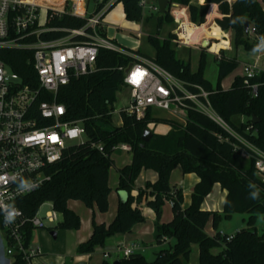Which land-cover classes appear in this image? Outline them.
<instances>
[{
  "label": "trees",
  "instance_id": "obj_1",
  "mask_svg": "<svg viewBox=\"0 0 264 264\" xmlns=\"http://www.w3.org/2000/svg\"><path fill=\"white\" fill-rule=\"evenodd\" d=\"M62 1L59 0L58 8ZM109 1L105 0L106 3ZM168 1L170 8L172 5L187 8L191 22L201 27L206 24V20H214L219 17L218 14L223 16L217 18L215 23L223 32L232 33V45L236 50L241 47L245 50H258L256 44L249 42L250 35L244 29L245 21L255 28L256 39L264 38V0H204L199 6L193 4L192 0ZM141 2L117 0L110 10L121 3L125 19L140 22L144 10ZM184 11L186 13V9ZM171 15L170 10L165 15L158 13L157 30L163 27L164 22H174ZM151 19L152 16L146 22L149 23ZM85 24L84 19L50 12L47 27L76 30ZM60 30L45 33L42 39L60 40L67 35ZM175 39L174 33L164 40H160L158 34L149 35L148 42L155 49L154 58L142 56L139 51L125 50L156 62L187 85L202 86L210 93L209 99L216 113L238 136L264 152V74L251 81L259 86L256 98L241 76L236 77L231 88L225 91L221 82L239 66L237 58L228 56L225 50L220 52L219 57H216L218 82L213 86L204 77L205 54H201L198 69L194 72L189 62L177 57ZM210 39L214 38L202 36L199 45L204 42L208 45ZM76 40L82 41L85 38ZM216 44H212L210 50ZM32 59V52L28 50L0 51V60L20 76L23 84L31 86L36 78ZM133 61L131 56L100 50L95 70L86 77L72 79L60 90L58 101L66 108L65 121H81L89 143L69 147L62 161L46 170L50 180L39 190L20 198L17 207L30 219L37 215L41 206L50 203L62 217L61 223L50 229L52 232L80 230L81 219L69 209V202L78 201L90 210L108 213L112 192L110 169L114 166L112 149L125 144L131 147L132 158L130 164L118 170L120 176L117 191L126 192L127 200L119 202L117 215L109 225L97 224L93 216L92 234L77 247V255H92L98 248H104L108 239L130 234L136 225L145 223L140 207L145 202L155 215L157 244L162 246L167 239H173L174 245L170 249L161 250L153 263H149L148 258L142 254H134L127 259L115 262L105 260L101 264H189L194 245L199 246V264H264V234H259L256 228L258 216L264 217V180L258 177L253 160H243L235 152L234 146L240 144L236 137L207 116L194 111L188 113L187 121L183 124L175 120H163L169 126V131L166 134L153 133L147 143L142 141V136L153 122L152 111L141 120L123 115L122 126H114L110 112L114 109L117 94L126 88L123 73L118 68L127 67ZM92 144L103 145L104 151L93 148ZM178 167L184 175L194 174L199 178L187 209L183 208L182 189L170 184L171 174ZM142 171H154L158 179L155 183L147 182L144 188L134 194L135 182ZM215 185L226 192L222 213L202 208ZM168 202L172 204L173 219L162 224V210ZM237 213L249 214L248 228L232 236L221 233L218 224L222 216L231 218ZM209 223L215 232L212 236L206 233ZM35 230L29 224L24 227L26 245L32 243ZM213 249L222 251L214 255L211 252ZM13 264L26 262L18 255Z\"/></svg>",
  "mask_w": 264,
  "mask_h": 264
},
{
  "label": "built area",
  "instance_id": "obj_2",
  "mask_svg": "<svg viewBox=\"0 0 264 264\" xmlns=\"http://www.w3.org/2000/svg\"><path fill=\"white\" fill-rule=\"evenodd\" d=\"M90 1L63 0L60 8H56L43 6L36 0H0V51L32 52L36 72L33 86L23 84L20 76L0 60V264H13L18 255L26 264H34V259L41 256V251L33 242L26 245L24 227L29 224L40 229L46 227L45 222L61 223L60 214L53 207L44 219L39 217V210L37 215L28 219L16 203L50 180L46 170L62 161L64 152L72 146L69 142L79 140V145L89 143L81 121H65L66 108L59 103L58 96L72 79L86 77L95 70L100 50L117 52L134 59L127 67L118 68L131 94L128 108L120 111L114 108L110 112L114 119L119 117L121 126L123 115L141 120L156 109L171 113L173 120H179L180 123L187 121L190 111L202 113L239 140L240 144L234 146L235 152L243 160H253L258 177L264 180V152L238 136L216 113L209 99L210 93L200 85H187L156 62L132 54L110 40L106 36L103 19L111 4L117 0L108 3L94 0L97 10L89 15ZM141 5L145 8L146 0H142ZM185 9L172 5L170 14ZM150 10L159 13L157 5L151 6ZM50 12L81 18L86 20V24L76 30L59 29L67 35L60 40L45 41L42 39L43 34L59 31L47 27ZM187 13L189 11L186 9ZM174 17L179 25V29L174 32V43L179 47L192 48L183 38V19ZM187 17L189 21L190 15ZM255 34V28L250 27L249 35ZM222 39L227 41L228 37L225 35ZM212 41L209 40L207 49ZM259 42L264 45V39H259ZM261 74H264V68L260 56L254 62L244 64L241 77L255 98L259 86L251 81ZM92 147L104 151L101 144H92ZM112 150L114 153H131V147L125 144L115 146ZM139 250L138 245L124 247L119 244L112 255L108 251L103 258L114 262L130 258ZM6 256L12 258V263Z\"/></svg>",
  "mask_w": 264,
  "mask_h": 264
},
{
  "label": "rangeland",
  "instance_id": "obj_3",
  "mask_svg": "<svg viewBox=\"0 0 264 264\" xmlns=\"http://www.w3.org/2000/svg\"><path fill=\"white\" fill-rule=\"evenodd\" d=\"M44 1V5L46 6H52L53 3H55V0H42ZM147 5L145 6L143 10V20L140 22H130L127 21L124 17V8L121 3L115 5L110 12L108 11L106 15L104 16L103 23L106 36L114 41L118 46H120L123 49L130 50L132 52L139 51L142 56H146L149 58L155 57V49L153 46L148 42V36L149 35H159L160 40H164L169 36V34H173L177 29H179V25L175 22V19L173 23L167 24L164 22L163 27L160 30H157V18L158 13L153 12L150 10V7L152 5H157L158 2L156 0H146ZM192 3L199 6L201 5V0H192ZM114 4V3H112ZM111 4V5H112ZM187 9V8H186ZM97 10V4L94 0H91L89 2V9L88 14L91 15L92 13H95ZM218 11V9H217ZM187 15H191L187 13ZM187 15H185V11H176L175 14L172 16L176 17L178 20L180 18L183 19L182 22V30H183V38L185 39V43L187 45H191L192 48H186V47H179L176 45V54L177 57L180 60H183L185 62H189L191 64V68L194 72L197 71L198 65H199V59L202 53L205 54L206 57V65H205V71H204V77L207 81H209L213 86H216L217 77H218V62L216 57H219L220 55V46L222 47V43L226 44L224 48L227 49V55L230 57H236L238 62L240 63L239 66L234 70L232 73H230L228 76H226L222 82L221 87L223 90H229L232 86L233 81L238 76L243 75V66L246 63H252L255 61V59L260 56V62L261 66L264 68V45L259 42V39H256V36H250L249 42L250 44H256L258 46L257 51H251V50H245L243 47L239 48V50H236L233 48L234 45H232L233 35H229L228 41L221 39H213V43H217L215 46H218V49H209L203 48L201 44L199 45V38L203 35V33L211 35L212 37H224L220 29L215 26L212 23H208L203 29H199L201 26H196V28H193L192 26H189L191 22V18L189 17V21L187 18ZM152 16V19L149 21V23L146 22V19L150 18ZM174 17V18H175ZM42 18H44V13L42 14ZM186 18V19H185ZM207 22V20H206ZM205 22V23H206ZM189 24V25H187ZM198 27V28H197ZM188 28V29H186ZM204 34V35H205ZM264 39V38H263ZM204 44V43H203ZM202 44V45H203ZM230 44V45H229ZM130 93L127 88H124L121 92H119L116 96V103L114 108L116 110H121L124 108L129 107V101H130ZM146 117V116H145ZM144 117V118H145ZM143 118V119H144ZM153 122L149 124L148 130H150L153 133L158 134H165L169 128L166 124L163 123V120H173L171 113L161 111V110H154L153 112ZM175 121L179 122V120L174 119ZM180 123V122H179ZM181 124H183L181 122ZM121 122L118 116L114 119V126H120ZM84 139V138H83ZM79 140H74L72 142H69L68 144H72V146L79 145ZM132 158L131 153H125L122 151L116 152L112 155V159L114 161V166L110 169V185L114 186L116 181L119 179V173L118 168H122L125 165L130 164ZM181 172L180 169L172 176V183H175L178 180V176H180L179 173ZM146 171H142L140 176L138 177L137 181L135 182L136 186H145L147 183L145 180ZM149 174H154L157 176V173L154 171L148 172ZM115 191V188H113ZM185 204L189 205L191 201V194H188L187 196L184 195ZM220 199L216 198L215 204L218 203ZM220 204V203H219ZM223 204L224 200L222 202L221 210H223ZM52 206L50 203H45L43 206L40 207L38 215L40 218L44 219L46 214H48L50 211H52ZM69 209L75 212L77 215L80 216V219L83 223H85L83 226V229L81 232L78 231H65V230H58V236L57 239H54L51 235L52 230L57 224H49L45 222L46 227L36 229L33 234V245L37 248H40L41 250V256L37 259H34V264H75L79 258H77L76 254V243L77 238L83 234H85V225L86 222L93 218L92 211L88 208H86L81 202L78 201H70ZM145 210L142 211L146 222L147 227L146 231L143 233V235H133L128 237L127 241L131 242H144V243H151L154 246L150 247L149 252H156L159 251V249H170V246L174 245V240L171 241V244H163L162 246H159L156 242V236L152 234V228H151V219H149L148 215L146 214L147 210H151L148 207H144ZM165 216L169 215L171 217L172 211H165ZM59 221H62L61 215L58 216ZM249 214H241L237 213L232 215L231 218H225L222 216V218L219 220L218 224V230L222 232L225 235L232 236L235 235L237 232L248 228L247 221H248ZM149 219V221H147ZM155 222V221H154ZM144 224V223H143ZM140 225V224H139ZM155 226V225H154ZM208 226L212 228V224L209 223ZM153 227V226H152ZM256 228L258 229L259 234H264V217L263 215H259L256 223ZM130 235V234H127ZM107 242V241H106ZM108 244V243H107ZM199 249V247H198ZM195 247L193 248V253L191 255V263L196 261V251ZM157 255V254H156ZM83 256V255H81ZM61 257H64V263L60 262ZM196 258V259H195ZM6 259L9 260L10 263H12V258L6 256ZM96 259V258H95ZM93 260L92 262H94Z\"/></svg>",
  "mask_w": 264,
  "mask_h": 264
},
{
  "label": "crops",
  "instance_id": "obj_4",
  "mask_svg": "<svg viewBox=\"0 0 264 264\" xmlns=\"http://www.w3.org/2000/svg\"><path fill=\"white\" fill-rule=\"evenodd\" d=\"M36 2L39 3V4H41V5H43V6H46V5H44L45 4L44 1H42V0H36ZM203 3H204V0H201V5ZM58 5H59V0H55V3H53V5L52 6H49V7H56V8H58ZM185 15H187V14L185 13ZM218 15H219V17H217V18L223 17L220 14H218ZM124 17H125V14H124ZM217 18H215L214 20L213 19L208 20L206 22V25L209 22L210 23L213 22L215 24V20ZM187 25H189V24H187ZM189 26H192V25H189ZM215 26H217V25L215 24ZM204 27L205 26H202L199 29H203ZM186 29H188V28H186ZM220 31L222 32V34L224 36L226 35L227 37H229V35L232 34L231 32H223L221 29H220ZM204 34L205 33H203L202 36H211V35H208V34H205V35ZM200 38H199V40H200ZM212 38H214V39H221V38H223V36L222 37H212ZM225 46H226V44L222 45V47L220 46V50L221 49H224ZM214 48L215 49H218V46H216ZM168 131H169V129L167 130V132ZM119 169L120 168H118L117 170H119ZM178 169H180L181 172H179V173H181V174H179L180 176H178V180L175 183H172V176H173L174 173H176L178 171ZM148 172H151V171H146V173H145V175H146V177H145L146 182L155 183L157 181V179H158V175L157 176L154 175V174L152 175V174H149ZM198 179L199 178L196 175H194V174L184 175L183 172H182V169L180 167H178L171 174L170 184H171V186H177L180 189H182L183 194L185 196H187L188 194H191L192 195L193 189H194L195 185L198 183ZM118 183H119V179L116 181V183H115L114 186L110 185V188H111L112 192H111L110 197H109V205H110V207H109L108 213L101 214L96 209L91 210L92 211V214H93V216L95 218V222L97 224H103L104 223L106 225H109L115 219V217L117 215V210H118L119 202H122L121 196L119 195V191H117ZM113 188H115V191H114ZM140 188H144V186H136V189L134 191L135 192L134 194H136L137 193V190L140 189ZM225 196H226V192L223 191L220 188L219 185H215L214 188H213V191H212L211 196H208L206 198V200L204 201V203L202 205V208L204 210L216 211V212L222 213L223 210H221L220 208L222 206L221 204H222L223 200H225ZM216 198L220 199V201H218V203L215 204ZM190 204H191V201H190L189 205H186L185 204V200H184L183 208L184 209H187L190 206ZM140 207H141L142 211L145 210L144 207H147L146 206V203L143 202L140 205ZM166 210L173 211L172 210V204L171 203L168 202V204L166 203L164 205V207H163V210H162V220H161V223L162 224L169 223L173 219V214L171 215V217L169 215L165 216L164 213H165ZM146 214L148 215L149 219H151V225L153 226V227L151 226V228H152V234L154 236H156V228L154 226L155 225V222H154L155 221L154 212L152 210H147ZM149 219H147V221H149ZM81 223H82L81 224V228H80V230H78V232H81L82 231V229L84 227L83 225L85 224L82 221H81ZM146 227H147V223L140 224V225L138 224V225H136L133 228V230L130 233V235H118V236L116 235V236L108 239L107 242H106L105 247L104 248H98L95 251L94 254H92V255L77 256V258H79V259L77 260V262L75 264H79V263L101 264L103 261H105L104 258H103L104 253L109 251L110 254L112 255L113 254V251L115 250V248L119 244H123L124 247H128L130 245H138L140 247V250L137 252V254H142L143 256H145L148 259L150 258L151 255H155L156 256V254H158L162 249H159L158 248L157 250H159V251L151 252L150 254L147 253V252H149L150 247H153L154 246L150 242L149 243H144V242L140 243V242L134 241V242L129 243L130 241H127L128 237L130 238V236H133V235H135V236L136 235H141L142 236L143 233L146 231ZM206 233L212 236L215 232H214L213 228H211L210 226H207ZM91 234H92V219H90V220H88L86 222V225H85V234H83V235H81V236H79L77 238L78 240H77V243H76L77 244L76 245V248L80 244L86 242L90 238ZM171 241H173V239H167V242L165 244H169L170 245L171 244ZM170 247H172V246H170ZM194 247L197 249V250H195L196 251V256H197L196 258L197 259L195 258L196 261L194 260V262H192V264H199V261H198L199 260V249H198L199 246H197V245L192 246V253H193V248ZM221 251H222V249H213L211 252L214 255H217V254L221 253ZM192 253H191V255H192ZM191 255H190L189 264L191 263L190 262L191 261ZM93 260H95V261L92 262ZM64 261H65L64 260V257L63 258L61 257L60 262H63L64 263Z\"/></svg>",
  "mask_w": 264,
  "mask_h": 264
},
{
  "label": "water",
  "instance_id": "obj_5",
  "mask_svg": "<svg viewBox=\"0 0 264 264\" xmlns=\"http://www.w3.org/2000/svg\"><path fill=\"white\" fill-rule=\"evenodd\" d=\"M158 8H159L160 14L165 15L170 10L169 1L168 0H158ZM250 27H251V23L248 21H245L244 22V29H245V32L247 34H249ZM207 46L208 45H206V42H204L203 48H206ZM152 136H153V132H151L150 130L147 129L144 131V134L142 136V141L144 143H147L151 140ZM119 195L121 196L122 201L127 200L126 192L119 191ZM51 235L54 239H57L58 233L57 232H51ZM156 259H157V256L151 255L150 258L148 259V262L153 263ZM79 264H86V263H79ZM116 264H117V262H116Z\"/></svg>",
  "mask_w": 264,
  "mask_h": 264
},
{
  "label": "clouds",
  "instance_id": "obj_6",
  "mask_svg": "<svg viewBox=\"0 0 264 264\" xmlns=\"http://www.w3.org/2000/svg\"><path fill=\"white\" fill-rule=\"evenodd\" d=\"M12 217H11V215L9 216V219H11Z\"/></svg>",
  "mask_w": 264,
  "mask_h": 264
}]
</instances>
